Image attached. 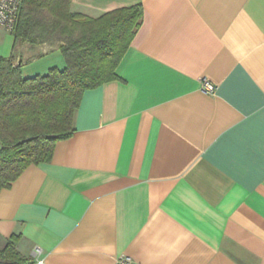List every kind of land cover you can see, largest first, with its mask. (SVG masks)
Segmentation results:
<instances>
[{"label": "crops", "instance_id": "1", "mask_svg": "<svg viewBox=\"0 0 264 264\" xmlns=\"http://www.w3.org/2000/svg\"><path fill=\"white\" fill-rule=\"evenodd\" d=\"M134 5L142 22L117 78L83 94L49 163L0 192V249L18 236L30 264H264V0H72L71 11ZM10 35L0 59L23 78L65 69L58 43Z\"/></svg>", "mask_w": 264, "mask_h": 264}, {"label": "trees", "instance_id": "2", "mask_svg": "<svg viewBox=\"0 0 264 264\" xmlns=\"http://www.w3.org/2000/svg\"><path fill=\"white\" fill-rule=\"evenodd\" d=\"M72 0H22L14 42L58 43L65 69L25 79L13 56L0 59V192L31 166L49 163L56 143L74 133V119L86 91L115 80V70L139 30L140 5L96 18L71 11ZM11 236L0 264H30Z\"/></svg>", "mask_w": 264, "mask_h": 264}, {"label": "built area", "instance_id": "3", "mask_svg": "<svg viewBox=\"0 0 264 264\" xmlns=\"http://www.w3.org/2000/svg\"><path fill=\"white\" fill-rule=\"evenodd\" d=\"M22 0H0V29L7 33L13 32L19 18ZM199 90L209 96L215 94V86L206 78L199 80ZM39 250L35 251V255ZM117 264H132L129 258H121Z\"/></svg>", "mask_w": 264, "mask_h": 264}, {"label": "rangeland", "instance_id": "4", "mask_svg": "<svg viewBox=\"0 0 264 264\" xmlns=\"http://www.w3.org/2000/svg\"><path fill=\"white\" fill-rule=\"evenodd\" d=\"M10 35V33H7L5 31L0 30V41L3 39L4 36ZM11 36V35H10Z\"/></svg>", "mask_w": 264, "mask_h": 264}]
</instances>
